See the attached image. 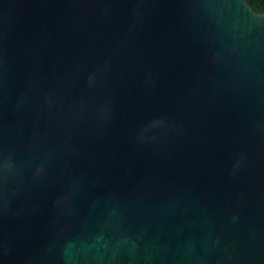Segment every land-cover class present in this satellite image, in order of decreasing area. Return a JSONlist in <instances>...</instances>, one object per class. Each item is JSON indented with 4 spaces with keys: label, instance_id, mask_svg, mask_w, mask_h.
Segmentation results:
<instances>
[{
    "label": "water",
    "instance_id": "obj_1",
    "mask_svg": "<svg viewBox=\"0 0 264 264\" xmlns=\"http://www.w3.org/2000/svg\"><path fill=\"white\" fill-rule=\"evenodd\" d=\"M0 264H264V13L0 0Z\"/></svg>",
    "mask_w": 264,
    "mask_h": 264
},
{
    "label": "trees",
    "instance_id": "obj_2",
    "mask_svg": "<svg viewBox=\"0 0 264 264\" xmlns=\"http://www.w3.org/2000/svg\"><path fill=\"white\" fill-rule=\"evenodd\" d=\"M250 7L257 13H264V0H246Z\"/></svg>",
    "mask_w": 264,
    "mask_h": 264
}]
</instances>
